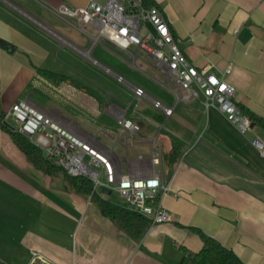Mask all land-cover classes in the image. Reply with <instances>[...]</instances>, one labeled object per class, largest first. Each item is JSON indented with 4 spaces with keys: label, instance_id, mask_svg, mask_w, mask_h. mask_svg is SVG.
<instances>
[{
    "label": "crops",
    "instance_id": "1",
    "mask_svg": "<svg viewBox=\"0 0 264 264\" xmlns=\"http://www.w3.org/2000/svg\"><path fill=\"white\" fill-rule=\"evenodd\" d=\"M90 1L0 0V38L10 43V49L0 44L2 108L8 113L15 101L28 97L103 151L117 176L160 174L170 186L161 200L171 219L132 237L62 171L35 168L0 128V260L40 264L37 251L58 264H179L182 246L192 251L203 246L190 229L197 226L247 264H264V155L253 143L261 136L259 127L241 133L218 108H206L202 93L189 96L177 87L145 50L98 36L92 23L81 28L74 12ZM154 1L188 58L232 83L234 101L264 116V0ZM88 61L125 88L107 90V96L94 89L87 82ZM40 68L75 78L92 91L69 80L54 82ZM136 86L146 94L136 96ZM155 99L173 112L166 115ZM121 109L140 125L138 131L119 124ZM101 114L107 121L99 122ZM161 118L172 119L171 125L165 127ZM172 136L182 152L169 171ZM98 192L110 199L102 188Z\"/></svg>",
    "mask_w": 264,
    "mask_h": 264
},
{
    "label": "built area",
    "instance_id": "2",
    "mask_svg": "<svg viewBox=\"0 0 264 264\" xmlns=\"http://www.w3.org/2000/svg\"><path fill=\"white\" fill-rule=\"evenodd\" d=\"M74 14L83 25L81 28L92 23L98 29V36H104L124 48L137 45L151 54L160 68H166L169 79L177 87L186 89L189 96L198 97L202 93L206 108H218L241 133L253 130L252 118L233 99L235 86L209 66H198L188 58L157 4L146 6L143 0H106L105 3L91 0L85 7L77 8ZM118 79L122 81L123 77L119 75ZM145 94L144 88L135 87L136 96ZM176 94L179 97L180 93ZM154 104L163 108L166 115L173 112L172 106L158 99ZM9 116L17 120L16 128L40 146L47 158L71 175L90 177L97 192L99 186L117 190L125 199L126 207L147 216L150 224L171 219L161 200V195L170 186L160 174L117 176L103 151L62 126L28 97L15 101L7 113ZM116 117L124 128L132 132L139 130L140 125L126 115L125 109L116 112ZM253 143L264 155V138L256 134ZM158 155L156 152L155 161H159ZM33 255L40 264H58L37 251Z\"/></svg>",
    "mask_w": 264,
    "mask_h": 264
},
{
    "label": "trees",
    "instance_id": "3",
    "mask_svg": "<svg viewBox=\"0 0 264 264\" xmlns=\"http://www.w3.org/2000/svg\"><path fill=\"white\" fill-rule=\"evenodd\" d=\"M143 3L146 6L157 4L154 0H143ZM38 72L54 82L69 80L75 85L92 91L80 81L65 74L43 68H40ZM239 105L244 112L250 115L254 125L264 129V116L256 113L254 110L243 104ZM7 118V113L2 108L0 98V128L10 136L13 144L35 168L45 174L62 171L65 178L75 189L79 192L90 194L92 199L99 205L102 212L115 219L120 227H122V229H124L129 235L137 238L144 233L150 225L147 216L103 197L99 192L94 190V182L90 177L86 175L69 174L63 167L47 158L43 149L35 144L29 136L21 132L18 128H10L5 123ZM172 142V148L166 154V163L169 166V171L175 166L182 152V144L175 136H172ZM190 229L200 235L203 241V246L198 251H192L189 248L182 246L183 256L179 264H247L232 248L224 245L221 241L206 233L200 227L190 226ZM0 264L6 263L0 260Z\"/></svg>",
    "mask_w": 264,
    "mask_h": 264
},
{
    "label": "rangeland",
    "instance_id": "4",
    "mask_svg": "<svg viewBox=\"0 0 264 264\" xmlns=\"http://www.w3.org/2000/svg\"><path fill=\"white\" fill-rule=\"evenodd\" d=\"M105 42L108 43V45H110L111 47H115L114 44H112L109 41L104 40ZM106 51V50H105ZM107 52V51H106ZM126 54V53H125ZM107 57H110L112 59L113 55L111 53H108ZM127 57V55H126ZM115 59H117V62H120V59L117 57H114ZM90 61H88V65H90L89 67V76L91 77V81H87L88 84H90L94 89L100 91L103 95L107 96V90L110 92H119L122 91L124 87V85H122L121 83H119L118 81H116L112 76L107 75L106 73H104L103 71H101L98 67L94 66ZM92 64V65H91ZM94 66V67H93ZM133 68V69H132ZM132 71L137 73L138 76H143V73L140 69L134 68L132 67ZM37 100V99H36ZM8 120L14 124L17 125V120L13 117H9ZM107 121V116L104 114H101V117L99 119V122L103 123ZM162 122H166L167 120L162 119ZM172 123V119H170L168 122L165 123V127L171 125ZM258 131L260 132L261 136L264 138V129L263 128H258ZM99 188L101 189V186H99ZM108 197L113 200L116 203L119 204H123L126 205V201L125 199L119 194V192L117 190H113L111 194L108 195Z\"/></svg>",
    "mask_w": 264,
    "mask_h": 264
},
{
    "label": "water",
    "instance_id": "5",
    "mask_svg": "<svg viewBox=\"0 0 264 264\" xmlns=\"http://www.w3.org/2000/svg\"><path fill=\"white\" fill-rule=\"evenodd\" d=\"M0 44L6 48V49H10V43L7 42L6 40H3L2 38H0ZM5 123L12 129H16V125L12 124L8 119H6ZM102 192L106 193V194H111L112 193V189L108 186H103L102 187ZM233 264V263H231Z\"/></svg>",
    "mask_w": 264,
    "mask_h": 264
}]
</instances>
